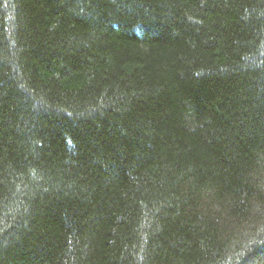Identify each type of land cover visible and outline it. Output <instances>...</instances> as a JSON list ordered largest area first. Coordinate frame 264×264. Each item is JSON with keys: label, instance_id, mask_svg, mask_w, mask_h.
<instances>
[{"label": "trees", "instance_id": "16d2710c", "mask_svg": "<svg viewBox=\"0 0 264 264\" xmlns=\"http://www.w3.org/2000/svg\"><path fill=\"white\" fill-rule=\"evenodd\" d=\"M0 264H264V0H0Z\"/></svg>", "mask_w": 264, "mask_h": 264}]
</instances>
